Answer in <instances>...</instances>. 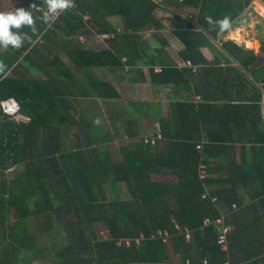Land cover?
<instances>
[{
	"label": "trees",
	"instance_id": "1",
	"mask_svg": "<svg viewBox=\"0 0 264 264\" xmlns=\"http://www.w3.org/2000/svg\"><path fill=\"white\" fill-rule=\"evenodd\" d=\"M25 1L46 6L44 0ZM74 1L76 7L62 12L51 28L37 21L43 33L39 44L28 43L36 36L25 26L21 49L0 50V60L8 65L0 74V102L13 97L30 118L16 121L0 108V264H43L50 249V264H264V128L259 127L261 93L251 78L264 83V61L243 44L224 39L227 29L218 23L227 18L230 27L238 26L252 0ZM161 7L167 9L166 19L155 15ZM188 9L195 10L194 17ZM163 20L190 66L165 54ZM149 31L163 41L144 39ZM95 42L106 45L92 48ZM259 49L264 53V39ZM140 52L145 56L138 57ZM138 62L148 66L153 83H172L175 90L195 91L205 101L226 98L221 111L213 107L216 120H207V126L230 134L241 128V117L256 118L257 125L248 121L244 135L251 134L252 125L259 134L251 146H241L240 163L226 158L221 163L227 138L218 128L212 127L211 140L207 135L200 143L207 131L199 127L203 119L196 111L211 106L187 99L171 103L173 122H161L159 133L120 144L121 160L115 161L110 144L131 134L124 128L110 133L95 122L93 102L118 98L119 91L99 80L93 68L107 67L122 79L131 70L142 74ZM18 64L30 74L16 71ZM37 72L43 76L35 77ZM244 99L254 103L248 108ZM193 121L196 136L184 126ZM243 138L238 132L230 140ZM210 157L216 161L209 162ZM155 172L173 174L176 182L154 180ZM219 216L232 224L225 248L217 242L221 230L214 219ZM30 220L40 235L47 234L49 248L38 243ZM97 223H104L109 237H98ZM158 230L168 232L169 243L152 237ZM126 239L132 241L129 246Z\"/></svg>",
	"mask_w": 264,
	"mask_h": 264
},
{
	"label": "crops",
	"instance_id": "2",
	"mask_svg": "<svg viewBox=\"0 0 264 264\" xmlns=\"http://www.w3.org/2000/svg\"><path fill=\"white\" fill-rule=\"evenodd\" d=\"M18 3H20V5H18ZM251 5L252 4L250 3L249 6L245 9V11L249 10L250 7H252ZM17 7H24L26 8V10H28L29 5L25 0H0V12H7L9 10H14V8H17ZM187 12L190 13L191 10L188 9ZM258 28L259 30H261L260 27ZM153 34L154 33L144 34V35H148L146 37L144 36V39H148V40L150 39L151 43L163 41L162 39H160L161 37H159V35H156V37H154ZM158 37H159V40H158ZM166 38L168 41L164 47L165 54H167L170 57V59H172L175 63L182 60L179 56V50L181 49V45H179L180 42L178 44L173 42L172 39L174 37L172 36L167 35ZM261 39H264V31H263V37H261ZM173 46H175L177 49L174 52L172 50ZM259 46H260V41L258 42V46H257L258 48L256 49V52H253V53L263 58V61H264V53L260 51ZM148 50L151 52V49H148ZM38 52L39 53L41 52L44 55L46 51L43 48H41L39 49ZM144 53L140 52L138 54V57L145 56L146 53L145 54ZM203 53L207 58H211V54L209 51L207 52L209 54H207L205 50H203ZM16 66H17L16 71H18L19 73H23L24 75H27V76L30 74V72L24 67V65L21 66L20 64H18ZM156 66L158 67L160 65H156ZM135 67L136 69L137 68L142 69L141 70L142 74L138 72L136 73V71L131 70L127 74H125L124 78L122 79H116L115 75H113V73L110 72V70H108L107 67L93 68V74H95V76L99 80L110 81L114 85L116 90L119 91L118 98L97 99L96 102H93L92 116L95 122L97 119H99L100 123L97 125H102L104 129H108L109 132L111 131L110 133H112V130H115V128H117V130L119 129L122 130L124 128V129H127L131 134L130 137L125 136L121 140L114 138V141L112 143L110 142L111 143L109 147L111 149L110 153L112 154V158L115 161L121 160V152L119 151L120 144L126 145L130 143H135L141 139L143 140L144 138L153 136L154 134L160 132L161 122L162 123L173 122L172 121L173 104L171 103L179 99L180 100L187 99L189 101H192L193 103H205L211 106L210 108H208L207 106L203 107L200 112L199 110L196 111L197 114L198 115L200 114L201 118L203 119V122L202 124L201 123L199 124V127L201 126L202 128H204V130L207 131L206 136L201 138L200 143L202 144L203 140H204V143L206 142V140L208 139L207 135L209 139L211 140L209 133L211 132L212 127L214 128H218V127L212 126V125L207 126L206 121L210 119L216 120L217 113L214 112L213 107L216 106L218 111H221L222 107H224L223 105H225L228 101L226 100V98H222V99L210 98L209 100L205 101L202 97L199 96V93H195V91L182 90L180 92L174 89L172 83L167 82L166 84L165 83L162 84L158 82L156 83L151 82L150 76L147 73L148 66H146L142 62H138L137 65H135ZM8 75H10L11 77L14 76L12 72H9ZM34 76L42 77L43 75L37 72L34 74ZM135 78L136 80H134ZM251 78L255 86H257V89L260 91L257 93L259 94L261 93V98L259 100V104L261 106L260 115L262 117V123H259V127L261 129V127L264 128V88H263L264 83L258 77H255L254 75H252ZM233 102H236V101H233ZM242 103H244V105H246L249 108V106L254 102L244 99ZM128 107H130L129 112H130V115H132V118H133V119L131 118L132 120L128 119L129 114H127L126 112V109ZM255 116H257L258 118L257 113ZM248 121L257 125L256 118L241 117V121H240L241 128L238 130V132L244 136L243 140L241 139L238 141L230 140V139L235 140L236 136L238 135L237 131L235 132L232 130L230 134H227L224 129H221V128L217 129L218 132L222 131L224 133V136L227 138L226 141H223L225 142L224 144L226 145V147L222 145V148H221V150H223L221 153L223 157H221L220 159L221 163L224 162L223 158H226L229 161L234 159L236 163H240L241 146L242 145H246V147L251 146L252 144L251 142H253V138L255 137V135L259 134V131L257 130L256 132L252 128L253 127L252 125V127H250L251 130L249 128V130L251 131V134L248 133L246 134V136L244 135L245 132H247L248 130V126H250L248 125ZM184 126L189 131L188 135L196 136L194 132H191L196 127V124L194 121L192 122V124L186 123ZM120 141H122V143H120ZM215 143L216 142L214 141V144ZM158 146L161 147V150H163L162 147L164 145L161 142L158 143ZM208 161L212 162V161H216V159L210 157L208 158ZM220 173L222 175L223 173H225V170H221ZM215 174H216L215 172H212L211 177L213 178ZM151 176L154 180H159V181L176 182V179H177L175 175L170 174V173H163V172L151 173ZM165 176H167L168 179H166ZM208 186H211L209 188H212L214 185L208 184ZM240 190H241L240 193L242 194V196L245 197V199H247V195L245 193V190L243 189V186L241 187ZM45 264H48V263L45 262Z\"/></svg>",
	"mask_w": 264,
	"mask_h": 264
},
{
	"label": "clouds",
	"instance_id": "3",
	"mask_svg": "<svg viewBox=\"0 0 264 264\" xmlns=\"http://www.w3.org/2000/svg\"><path fill=\"white\" fill-rule=\"evenodd\" d=\"M44 4L46 10L37 9L36 3H32L28 10L24 7H17L14 10L0 12V50L7 52L10 47L16 50L21 49L25 43V38L20 30L25 26L30 28L33 35L36 36V40L28 41L31 46H34L43 35L37 28V21H41L46 28H51L60 13L76 7L74 0H44ZM32 10L40 11L41 15L34 16ZM208 19L209 23H212L211 18ZM218 23L221 30L230 27L227 18L218 21ZM7 70L8 65L0 60V74L6 73ZM96 123L99 124L100 120L97 119Z\"/></svg>",
	"mask_w": 264,
	"mask_h": 264
},
{
	"label": "rangeland",
	"instance_id": "4",
	"mask_svg": "<svg viewBox=\"0 0 264 264\" xmlns=\"http://www.w3.org/2000/svg\"><path fill=\"white\" fill-rule=\"evenodd\" d=\"M8 2V1H7ZM252 5V7H250L249 10H244L241 14V16L244 18V20L241 22V24H239L238 26L234 25L229 27L225 33H223V38L224 39H232L235 42L239 43V44H243L244 47L246 48H251L253 50V52H256V49L258 48V42L260 41L261 37H263V31H264V0H252L250 2ZM10 5V4H9ZM18 5H20V3H18ZM164 6V5H163ZM158 8L155 11V15L158 19L162 18V19H166V16H168L169 14L164 13V10H167L166 8L163 9ZM191 12L190 14L193 15L195 14V10L194 9H190ZM192 18V16H190ZM194 18H192V21L194 22ZM163 22L165 23L166 26H168L165 29V32L168 36H171L170 33V27L168 25V22L166 20H163ZM261 30H259V28ZM258 28V29H257ZM151 34L150 32H145V34ZM159 33V32H157ZM163 33V31H160V34ZM144 36H148V35H143ZM150 40V39H149ZM173 42H175L176 44L179 43V40H177L175 37L172 39ZM106 44H102L101 42H95V44L91 45L92 48H102L105 47ZM180 45V43H179ZM173 52L176 49L175 46L172 47ZM205 52L207 53L208 51L205 49ZM209 54V53H207ZM14 171L15 170H11L8 172L9 176L14 175ZM166 179H168L167 176H165ZM29 224V228L32 231L33 234H35V236L37 237V241L38 243H40L42 246H49V237L47 236V234H43L40 235L39 233V229L38 227L35 225V223L30 220L28 222ZM94 230L96 232V234L98 235V237L100 238H107L109 237L108 234V230L106 228V226L104 225V223H97L94 226ZM49 248V247H48ZM49 254H51V249L48 251H45L44 254V262H48L49 259ZM45 264V263H43ZM50 264V263H48Z\"/></svg>",
	"mask_w": 264,
	"mask_h": 264
},
{
	"label": "built area",
	"instance_id": "5",
	"mask_svg": "<svg viewBox=\"0 0 264 264\" xmlns=\"http://www.w3.org/2000/svg\"><path fill=\"white\" fill-rule=\"evenodd\" d=\"M41 8L44 9V10H46V6H44V7L37 6V9H41ZM106 36H107V34H103L100 37L103 38V37H106ZM81 40H83V37H81ZM177 64L178 65H188V66L191 65L189 61H183V60L178 61ZM155 70L156 71H159L160 68L157 67V68H155ZM0 108H1L2 112H4L5 114L9 115L10 117H12L16 121H29L30 120V118L27 115H24V114H22L20 112L19 103L13 97H10V98H7V99L2 100L0 102ZM158 136H159V134H158ZM197 148L199 149L200 148V145H197ZM200 173H201V175H200L201 177H205L206 176L205 175V172L203 170H201ZM204 196H205V194L202 195V197H204ZM232 206H235V204H233ZM209 221H210V219L208 217L205 218V220H204L205 223H207ZM214 221L217 224L220 225V230H221V233L218 234L217 242L219 244H221V247L225 248V246H226L225 233L227 231H229L230 229H232V224L226 223L224 221V217L223 216L216 217L214 219ZM190 235L191 234H190V231L189 230H186L184 232V237H185V240L186 241H189L190 240V238H191ZM156 236L160 237L163 241H167V243L170 242V237H169V234H168V232L166 230H158L157 231V234H152V237H156ZM141 238H143V235L142 234L139 236V239L136 238V240H135L136 243H139V241L141 240ZM131 242L132 241L130 239H126L125 240V244L128 245V246L130 245ZM173 263L174 264H180L179 262L174 261V260H173ZM204 263H205V261H204ZM185 264H190V262L189 261H186ZM223 264H229V263L228 262H225Z\"/></svg>",
	"mask_w": 264,
	"mask_h": 264
}]
</instances>
